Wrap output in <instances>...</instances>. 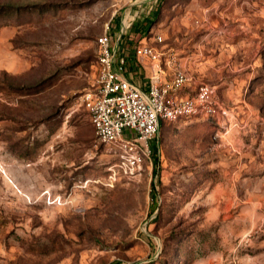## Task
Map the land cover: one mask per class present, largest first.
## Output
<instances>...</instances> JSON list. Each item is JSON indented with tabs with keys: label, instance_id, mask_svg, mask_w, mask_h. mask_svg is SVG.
<instances>
[{
	"label": "rangeland",
	"instance_id": "obj_1",
	"mask_svg": "<svg viewBox=\"0 0 264 264\" xmlns=\"http://www.w3.org/2000/svg\"><path fill=\"white\" fill-rule=\"evenodd\" d=\"M6 6L19 11L0 18V264H264V0ZM105 32L172 49L219 109L163 123L134 177L83 105Z\"/></svg>",
	"mask_w": 264,
	"mask_h": 264
},
{
	"label": "built area",
	"instance_id": "obj_2",
	"mask_svg": "<svg viewBox=\"0 0 264 264\" xmlns=\"http://www.w3.org/2000/svg\"><path fill=\"white\" fill-rule=\"evenodd\" d=\"M125 34L115 40L112 33L105 32L97 39V79L82 100L99 143L111 154H118L117 163L124 175L134 177L160 151L163 123L216 117L219 109L215 91L207 84L199 85L194 96L178 98L177 93L191 81L190 75L172 49L151 45L143 35L135 42L134 54L152 62V75L146 90L138 87L128 78V61L120 43ZM162 42L158 38L157 44ZM167 68L173 70L171 80Z\"/></svg>",
	"mask_w": 264,
	"mask_h": 264
},
{
	"label": "crops",
	"instance_id": "obj_3",
	"mask_svg": "<svg viewBox=\"0 0 264 264\" xmlns=\"http://www.w3.org/2000/svg\"><path fill=\"white\" fill-rule=\"evenodd\" d=\"M134 51H135V45L124 46V53L128 61V78L138 87L146 90L148 88L149 78L152 75V62L146 58L138 59L135 56ZM180 65L182 64L180 63ZM183 67L187 70L188 74L190 75L191 81L187 83L179 93H177L178 98L190 97L191 93L197 90L199 85H201V84L197 85V83L194 82V78L192 77L188 69L185 66ZM167 74H168V80H171L173 76V70L167 68ZM194 87L195 89H193Z\"/></svg>",
	"mask_w": 264,
	"mask_h": 264
},
{
	"label": "trees",
	"instance_id": "obj_4",
	"mask_svg": "<svg viewBox=\"0 0 264 264\" xmlns=\"http://www.w3.org/2000/svg\"><path fill=\"white\" fill-rule=\"evenodd\" d=\"M18 11H19L18 9L11 6L3 7L2 9H0V18L2 17L3 14L17 13Z\"/></svg>",
	"mask_w": 264,
	"mask_h": 264
}]
</instances>
